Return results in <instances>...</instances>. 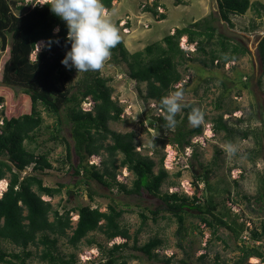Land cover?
Segmentation results:
<instances>
[{"label":"trees","instance_id":"16d2710c","mask_svg":"<svg viewBox=\"0 0 264 264\" xmlns=\"http://www.w3.org/2000/svg\"><path fill=\"white\" fill-rule=\"evenodd\" d=\"M113 1L102 0L104 9L110 11ZM176 1L183 4L182 0ZM216 1L218 19L229 26H233L232 15H244L255 7L250 0ZM158 6V2L154 1L152 6H145L143 11L153 14L158 20H164L166 15L158 12ZM17 8L24 10L22 4ZM216 20L217 17L211 13L187 26L175 28L172 34L163 37L162 42H154L133 53L126 49L121 38V42L111 50V55L116 62L126 64L131 80L145 83L143 99L154 101L166 115L161 100L178 90L175 85L182 80L178 65L183 63L180 61L185 54L179 46L183 36L187 37L189 44L196 43L199 52L210 56L211 64L215 61H235L240 55L249 52L240 43L231 42L230 38L216 33ZM54 29L58 31L55 32ZM67 31L66 23L53 14L47 4L35 5L18 16L11 11L7 0H0V53L8 52L0 77V181L9 174L7 189L0 197V241H7L19 248L17 252H7L0 247V264H29L27 261L34 256L30 247H42L37 254L42 262L76 264L75 254L64 256L58 252L59 240L65 238L68 244L76 248L92 232L103 234L107 240L116 237L126 240L107 249L94 238H87V245H95L103 256L96 264H127L129 259L141 256L152 260L157 258L154 250L162 243L160 239L153 238L138 245L135 234L133 244L129 246L128 241L132 236L128 228L120 223L122 209L108 205L107 211H101L98 207L85 205L64 209L61 213L49 201L43 200L42 196L53 197L65 185L58 184L57 188H53L44 185L43 180L34 174L21 176L30 166L34 172L52 168L46 154L36 155L25 145L26 141L30 143L35 140L36 132L43 123L38 106L56 116L52 139L65 145V160L70 163L73 175L79 177L77 183L95 180L107 188L116 184L126 195L142 196L145 192L158 197L162 201V207L149 211L154 221L162 212L169 213L178 224L177 232L181 233L185 229L186 217H196L215 232L220 228L231 232L239 243L238 249L241 253L234 264H249L247 260L251 257L260 259V263L264 264V224L261 230L252 229L246 237L243 234L247 229L245 224L231 219L227 213H216L212 198L204 199L198 194L188 197L177 192L160 193V188L168 176L167 171L161 166L155 173V162L136 151L134 132L122 134L108 126L111 121H120L123 111L111 97L113 90L108 84L109 79L96 72H89L74 84L75 68H66L61 63L70 49ZM50 38L53 41L59 40V43H52L50 48L47 47ZM39 41H44L45 44L35 58L31 59ZM205 44H210L209 51H206ZM257 54L261 73L256 82L261 86L264 76V35L258 42ZM201 61L207 66L205 60ZM250 85L244 84V88L248 89ZM16 87L22 90L17 105L22 104L23 110L18 114L7 115L3 109L6 101L3 93L12 92L14 95L13 88ZM87 98L91 99L93 106L86 111L81 104ZM191 108L189 105L186 111ZM63 112L65 121L70 126L72 145L68 139L60 136ZM188 116V113L185 114L169 138L170 144L176 145L180 150L189 147L190 138L202 131L201 125L190 129L184 127ZM179 117L176 115V121ZM157 120L166 125L164 116ZM214 122V131L230 132L221 116ZM102 151L106 152L107 158L101 171L92 164L88 165L86 160L90 156H100ZM119 154L122 159L117 164ZM73 155L78 159L76 164L71 162ZM121 167L134 176L130 187L115 180V171ZM203 170L204 175L200 181L208 185L210 169L205 166ZM245 199L248 198L245 196ZM257 199L264 203V194ZM72 212L78 215L74 226L70 216ZM148 217L145 213H140L142 224H145ZM129 249L140 254L126 253ZM170 262L171 259L167 258L164 263Z\"/></svg>","mask_w":264,"mask_h":264},{"label":"rangeland","instance_id":"374dc122","mask_svg":"<svg viewBox=\"0 0 264 264\" xmlns=\"http://www.w3.org/2000/svg\"><path fill=\"white\" fill-rule=\"evenodd\" d=\"M11 11L21 16L43 0H7ZM23 1V2H22ZM157 1L159 13H164L166 18L158 20L153 14L144 12L145 6H152ZM114 0L113 8L106 15L119 29L126 49L133 53L143 50L145 46L154 42H162L164 36L172 34L175 28L187 26L193 21L200 20L211 13L217 17L214 22L216 33H220L245 46L249 52L240 55L237 60L227 63L215 61L210 63V56L197 50L196 43L189 44L187 37L180 39L179 46L185 54L178 65L182 80L175 88L182 90L183 97L181 111L177 113L179 119L174 128H167L157 118L165 116L158 104L152 100H144L145 83H137L128 76L125 63L116 62L112 55L105 61L99 71L75 72L74 84L87 73H98L108 78L112 87V99L115 100L123 111L120 121H111L108 126L119 133L134 132L136 151L143 157H149L155 162L154 172L157 173L162 166L167 171L160 193L177 192L188 197L194 194L212 198L215 202L216 213H227L231 219L243 222L246 226L244 235L247 237L252 229L261 230L264 224V203L257 198L264 194V76L261 86L257 85V78L261 73L260 62L257 54V45L264 35V0H250L255 4L244 15L231 16L233 26L218 19L216 0ZM23 5L24 10L17 8ZM56 32V31H55ZM45 42H38L35 52L31 55L34 59L42 49ZM163 44V43H162ZM210 44H205L209 51ZM8 52L0 53V77ZM201 60H205L204 66ZM251 84L248 89L244 84ZM12 92H4L6 101L3 109L7 115L18 114L23 110V105H17L22 90L13 88ZM174 92H171L172 94ZM169 94V95H170ZM192 108L186 111L188 106ZM93 102L87 98L81 104L83 110H91ZM193 108H198L203 113L200 134L190 138L191 145L180 150L176 145L170 144L172 132L180 124L185 114H191ZM43 118V123L36 132L33 142H25L28 149L36 155L46 154L52 164L48 170L32 171L31 166L21 173L34 174L43 180L44 185L57 188L58 184L65 185L60 193L53 197L42 196L49 201L54 209L61 213L64 209L89 205L107 211L108 205H114L123 210L120 217L122 226L128 228L132 239L137 234L138 245H142L153 238L161 240L154 253L157 258L148 260L146 257L132 258L127 264H165V259L170 258V264H234L241 256L238 249L239 243L231 232L220 228L216 232L201 223L193 216L186 217L185 229L177 232L178 224L169 213L162 212L154 221L150 210L162 207V201L153 195L145 193L142 196L126 195L120 191L116 184L107 188L95 180L87 183H77L79 177L73 175L70 163L65 159L66 149L63 143L53 140L55 134L56 116L46 112L41 106L37 108ZM222 117L230 132L214 131V120ZM63 124L60 136L73 140L70 136V126L65 121V112L62 114ZM186 129L194 128L189 123V116L185 120ZM236 148L234 154L226 151L227 145ZM107 158L106 152L87 158L88 165H94L103 170V162ZM118 163L122 155L117 156ZM71 162L76 164L78 159L72 156ZM208 166L210 173L207 177L208 185L200 181L204 175L203 167ZM115 180L130 187L134 179L133 174L126 168H118ZM9 174L4 180L5 189L0 192V197L7 189ZM72 191V195L68 191ZM91 196V197H90ZM245 196L248 199H245ZM148 215V220L142 224L140 213ZM73 226L78 215L70 213ZM87 238H94L107 249L114 244L126 242L121 237L107 240L99 232L90 233ZM86 238V239H87ZM83 239L76 248L61 238L58 243V252L64 256L76 255V264H96L103 258L98 248L88 246ZM0 247L7 252H17L19 248L7 241H0ZM34 256L27 262L29 264H48L37 257L42 247L29 248ZM126 253L140 254L129 249ZM249 264L260 263V259L251 257ZM263 264V263H260Z\"/></svg>","mask_w":264,"mask_h":264},{"label":"clouds","instance_id":"9594fccd","mask_svg":"<svg viewBox=\"0 0 264 264\" xmlns=\"http://www.w3.org/2000/svg\"><path fill=\"white\" fill-rule=\"evenodd\" d=\"M39 4L49 5L51 12L67 25L70 49L61 60L66 68H75L77 73L99 71L111 56V50L121 42L119 29L106 15L102 0H43ZM52 43L58 44L59 40L53 41L50 38L47 47L50 48ZM182 97L183 92L178 89L161 100L166 113V127L169 129L176 125L175 117L181 111ZM202 120L203 113L193 108L189 123L198 127ZM226 151L234 154L236 148L229 144Z\"/></svg>","mask_w":264,"mask_h":264},{"label":"bare ground","instance_id":"6f19581e","mask_svg":"<svg viewBox=\"0 0 264 264\" xmlns=\"http://www.w3.org/2000/svg\"><path fill=\"white\" fill-rule=\"evenodd\" d=\"M39 42H41V41H39ZM5 183H6V181L4 179H2L0 181V192L5 189Z\"/></svg>","mask_w":264,"mask_h":264},{"label":"water","instance_id":"95a60500","mask_svg":"<svg viewBox=\"0 0 264 264\" xmlns=\"http://www.w3.org/2000/svg\"><path fill=\"white\" fill-rule=\"evenodd\" d=\"M68 193H69L70 196L72 195V191L71 190H69Z\"/></svg>","mask_w":264,"mask_h":264}]
</instances>
